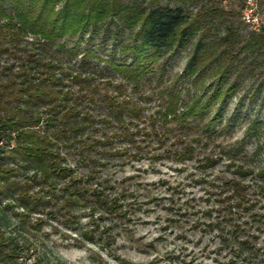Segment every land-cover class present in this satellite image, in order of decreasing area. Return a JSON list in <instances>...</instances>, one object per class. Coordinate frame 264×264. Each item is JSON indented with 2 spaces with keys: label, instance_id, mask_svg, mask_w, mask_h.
Returning <instances> with one entry per match:
<instances>
[{
  "label": "trees",
  "instance_id": "16d2710c",
  "mask_svg": "<svg viewBox=\"0 0 264 264\" xmlns=\"http://www.w3.org/2000/svg\"><path fill=\"white\" fill-rule=\"evenodd\" d=\"M161 1L145 0L143 5L134 0H0V264H64L47 257L41 251L42 243L33 235L34 231L42 230L43 214L48 212L54 217L59 205L69 213L71 208L81 205L89 212L86 216L99 211L115 213L119 208L118 197L107 193L108 185L98 182L91 187L96 170L78 177L76 167L67 164L71 154L79 155L77 167L91 163L95 167L105 158L121 157L129 151V148L104 151L113 137L104 127H94L99 122L98 115L85 108L86 100L92 103L90 108L108 110L103 121L118 126L114 131L119 132L113 133L114 136L128 144L135 143L137 131H129L128 125L139 120L141 108L120 98L126 91L125 84L120 81L115 84L112 74L130 82L137 90L143 78L155 74V65L166 55L190 51L189 72L215 63L211 70L219 74L218 83L214 89L210 85L211 92L205 91L203 97H192L190 103L182 102L173 93L174 88L166 89V108L157 114L162 121L170 116L182 125L188 118L201 122L207 119L202 125L203 132L221 120V106L239 88L228 77L233 63L229 50L238 37L225 17L226 11L219 7L217 13L213 6L206 8L205 4L211 0H177L180 3L174 5ZM200 3L204 4L195 15L184 9ZM217 14L219 40L208 39V27L218 30L213 25ZM107 21L115 23L118 32H129L132 38L126 44L115 33L116 46L107 60L109 68L99 69L94 64L100 57L94 47L79 59L78 45L67 49L66 43H59L76 36L81 39L86 34L96 35ZM222 28L224 36L220 35ZM117 48L123 55L121 59L115 56ZM240 50L252 53L264 50V29L260 33L250 32ZM98 69L106 79L104 87L109 88L105 91L92 77L98 74ZM161 71L164 72V67ZM98 99L103 102L100 106ZM180 102L185 110L178 113ZM216 104L219 108L212 115ZM150 120L154 125L155 117L151 116ZM253 125L264 130V122ZM192 150L190 147L181 154L190 158ZM215 164L206 159L202 167L212 168ZM236 173L240 177L246 174L241 167ZM233 184L235 189L240 183ZM238 187L232 196L234 205L226 208L234 219L241 211L249 212L255 207L254 202H258L249 203ZM257 217L254 214L253 220ZM220 225L217 222L214 227L219 229ZM231 233L229 238H223L224 247L234 258L249 264L256 252L254 237L248 238L247 230L243 231L237 223L232 225Z\"/></svg>",
  "mask_w": 264,
  "mask_h": 264
},
{
  "label": "rangeland",
  "instance_id": "374dc122",
  "mask_svg": "<svg viewBox=\"0 0 264 264\" xmlns=\"http://www.w3.org/2000/svg\"><path fill=\"white\" fill-rule=\"evenodd\" d=\"M134 1L146 5L145 0ZM161 2L180 3L177 0ZM203 4H191L184 9L195 15ZM205 5L217 8V13L219 7L223 8L238 37L229 50L233 63H230L228 77L236 81L239 88L221 106V120L203 132L202 125L207 119L201 122L188 118L182 125L170 116L162 121L157 114L166 108V89L174 88L173 93L179 95L182 102L190 103L192 97H203L210 85L214 89L218 83L219 74L211 70L215 63L189 72L190 51L166 55L155 65V74L143 78L137 90L110 71L115 84L119 81L125 84L126 91L120 98L141 108L139 120L128 125L129 131L138 133L134 136L135 143L128 144L114 136L113 133L119 132L114 131L118 126L103 121V114L108 110L90 108L92 103L86 100L85 108L98 115L99 122L94 127H104L113 137L104 151L128 148L129 151L121 157L105 158L95 167L93 163L77 167L79 155L71 154L67 164L76 167L78 177L96 170L91 187L98 182L108 185L107 193L118 197L119 208L115 213L99 211L94 216H86L89 212L81 205L71 208L69 213L58 204L54 217L44 213L42 230L34 231L33 235L50 259L57 258L64 264H246L234 258L223 245V238L232 235V225L237 223L243 231L247 230L248 238L254 237L256 252L248 263L264 264V130L260 125H253L264 122V50L253 53L240 50L250 32L260 33L264 29V0L245 3L211 0ZM214 21L218 30L208 27V39L219 40V14ZM99 29L96 35L86 34L81 39L76 36L59 43H66L67 49L78 45L79 59L94 47L100 56L94 64L99 69L109 68L107 60L116 46L115 33L118 40L126 44L131 43L132 38L129 32H118L113 22L107 21ZM220 35H225L223 28ZM115 51L116 58L121 59L120 48ZM92 77L102 91L109 89L104 87L106 79L100 70ZM97 101V106L103 104ZM218 108L216 104L212 115ZM177 109L178 113L185 110L184 104L180 102ZM151 116L156 119L154 125L150 122ZM91 136L100 139L94 134ZM190 147L193 148L191 157H183V152ZM206 159L216 164L203 168ZM239 167L246 172L244 177L236 173ZM234 181H239L238 191L242 190L249 203L258 201L254 202L253 209L241 211L235 219L226 209L235 202ZM254 214L258 216L256 220H253ZM217 222L221 224L219 229L214 227ZM247 222L248 225H244ZM209 223L212 225L208 228Z\"/></svg>",
  "mask_w": 264,
  "mask_h": 264
}]
</instances>
